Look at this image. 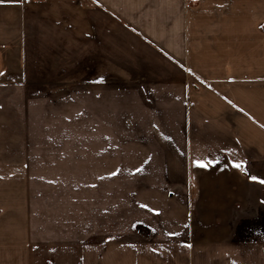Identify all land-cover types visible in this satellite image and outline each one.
<instances>
[{"label":"crops","instance_id":"1","mask_svg":"<svg viewBox=\"0 0 264 264\" xmlns=\"http://www.w3.org/2000/svg\"><path fill=\"white\" fill-rule=\"evenodd\" d=\"M106 1L119 16L124 1L132 24L142 1L159 3L165 46L184 67L181 134L166 138L175 151L151 158L161 163L146 169L143 199L133 192L125 222L119 212L106 222L122 235L67 249V264H264V0ZM60 32L67 0H0V97L23 94V81L39 78L41 60H55L61 42L66 55Z\"/></svg>","mask_w":264,"mask_h":264},{"label":"rangeland","instance_id":"2","mask_svg":"<svg viewBox=\"0 0 264 264\" xmlns=\"http://www.w3.org/2000/svg\"><path fill=\"white\" fill-rule=\"evenodd\" d=\"M74 2L56 39L67 37L66 55L61 42L55 60H41L39 78L23 81V94L0 97L3 264H67V249L121 236L106 222L118 212L125 222L133 192L143 199L146 169L161 163L151 158L170 155L166 138L181 134L184 67L167 48L159 3L142 1L132 24L124 1L120 16L110 1Z\"/></svg>","mask_w":264,"mask_h":264},{"label":"snow or ice","instance_id":"3","mask_svg":"<svg viewBox=\"0 0 264 264\" xmlns=\"http://www.w3.org/2000/svg\"><path fill=\"white\" fill-rule=\"evenodd\" d=\"M101 79H102V78H101ZM195 163H196L198 166H204V165H203V162H202L201 160H197V161H195ZM236 167H240V165L237 163V164H236ZM251 179L256 180L257 177L253 176V177H251ZM261 182L264 183V181H261Z\"/></svg>","mask_w":264,"mask_h":264}]
</instances>
